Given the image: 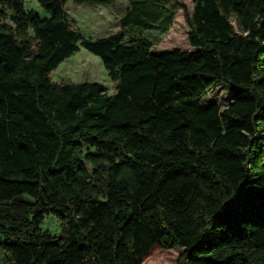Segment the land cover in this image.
Wrapping results in <instances>:
<instances>
[{
	"label": "trees",
	"instance_id": "1",
	"mask_svg": "<svg viewBox=\"0 0 264 264\" xmlns=\"http://www.w3.org/2000/svg\"><path fill=\"white\" fill-rule=\"evenodd\" d=\"M24 1L0 0L10 264H145L175 246V264H264V0H193L191 12L179 0H128L119 27L95 38L67 0H37L45 16ZM179 8L192 47L152 50ZM80 46L99 55L113 92L52 80ZM216 81L230 88L223 108L200 100ZM48 213L57 233L41 225Z\"/></svg>",
	"mask_w": 264,
	"mask_h": 264
},
{
	"label": "rangeland",
	"instance_id": "2",
	"mask_svg": "<svg viewBox=\"0 0 264 264\" xmlns=\"http://www.w3.org/2000/svg\"><path fill=\"white\" fill-rule=\"evenodd\" d=\"M179 1L184 3L189 12L192 11L193 0ZM128 4V0H115L112 5L74 3L72 0H67L65 9L68 16L74 19L76 28L84 36L95 38L116 30L119 25V17L128 8ZM24 6L26 9L34 10L40 16L49 14L37 0H25ZM188 27L182 8H179L174 14L168 32L158 43L153 44L151 49L157 51L173 46L191 48L187 38ZM152 31L156 33V29H152ZM125 38L126 36H124ZM51 78L56 82L95 80L104 85L106 92L111 93L115 90V80L109 76L99 55L83 46L62 59L51 71ZM200 100L204 103L215 101L220 108H223L231 101L230 88L224 83L216 81L200 96ZM86 165L91 169L92 165L89 161H86ZM41 225L43 228L57 233L60 230V219L56 215L48 213L44 216ZM181 248L177 246L165 248L164 252L154 253L145 264H175L176 256ZM0 264H10L9 259L1 249Z\"/></svg>",
	"mask_w": 264,
	"mask_h": 264
},
{
	"label": "crops",
	"instance_id": "3",
	"mask_svg": "<svg viewBox=\"0 0 264 264\" xmlns=\"http://www.w3.org/2000/svg\"><path fill=\"white\" fill-rule=\"evenodd\" d=\"M113 3H115V0H113V2H112L111 4H109V5H112ZM121 15H122V14H121ZM121 15H120V16H121ZM119 18H120V17H119ZM118 27H119V25H118ZM118 27H117V28H118ZM117 28H116V29H117Z\"/></svg>",
	"mask_w": 264,
	"mask_h": 264
}]
</instances>
